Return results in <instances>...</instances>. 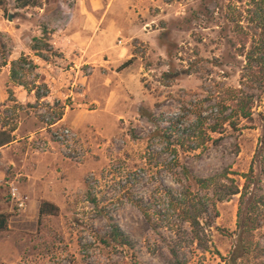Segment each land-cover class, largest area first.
<instances>
[{"label": "rangeland", "instance_id": "obj_1", "mask_svg": "<svg viewBox=\"0 0 264 264\" xmlns=\"http://www.w3.org/2000/svg\"><path fill=\"white\" fill-rule=\"evenodd\" d=\"M2 1L0 66L27 56L36 68L22 70L20 83L41 95L45 85L48 95L23 104L11 96L0 108V128L16 130L22 159L0 166V214L9 217L0 264H177L170 250L180 263L224 264L240 207L254 223L252 254L238 264H264V0ZM44 31L47 62L31 50ZM12 84L2 81L0 94ZM229 88L253 98L252 120L209 133ZM62 129L76 141L57 140ZM177 162L216 182L206 193L215 210L198 227L155 200L180 190ZM230 186L240 194L216 202ZM43 201L59 214L39 227ZM109 224L133 248L89 246Z\"/></svg>", "mask_w": 264, "mask_h": 264}, {"label": "trees", "instance_id": "obj_2", "mask_svg": "<svg viewBox=\"0 0 264 264\" xmlns=\"http://www.w3.org/2000/svg\"><path fill=\"white\" fill-rule=\"evenodd\" d=\"M0 8L5 11V4L2 0H0ZM46 32H43V37L41 39H34L33 45L31 46V50L36 53V56L47 62L48 60L44 58L43 52H50L52 50L49 41L45 38ZM170 57V51L168 54V58ZM132 60H129L122 64L119 70H124L128 68L132 64ZM264 66V62L261 63ZM26 67H33V62L27 57L21 56L18 60L11 63L10 69V80L16 86L24 85L20 83V73ZM25 88V87H24ZM46 88V93L41 95L39 92V88L36 89L35 97L37 100L47 97L48 90ZM11 96V91L8 92ZM252 101L253 98L249 95L243 93L240 89L229 88L226 91V96L222 100H220L217 104L216 109V118L214 119L213 124H210L208 127V132L212 134H223L227 129V127L231 129H236L237 126L235 124V120L243 119L246 121L252 120ZM201 120V118H200ZM176 129L178 128V124L175 125ZM13 130L4 131L3 128H0V147L10 144L15 139L11 135ZM191 133V131H189ZM158 133L155 132V136ZM161 138L165 139L166 135H158ZM189 137H196V131L194 128V133ZM177 167L180 168L179 175L176 176L175 183L180 188L179 191L175 190H167L164 189L161 191L160 199L156 201L160 202L161 200L167 201L168 205L172 208L174 212H178V218H180L183 222H190L191 226L198 227L200 225L199 220L204 215L206 217H210L215 210V202L212 198L206 194L211 187L216 185V182L213 178L201 179L192 175L189 170L180 165L177 162ZM247 182V181H246ZM197 188L203 192L204 195L194 194L192 189ZM226 190H220V195H216V202H222L224 199L236 196L240 194L238 187L230 186L228 188L225 187ZM241 203L244 202L245 194L241 193ZM215 197V195H214ZM243 209L240 207L238 212V233L235 245L233 250L229 253L227 258H223L224 264H238L244 260H247L251 256V243H247V237L252 230L250 228L251 224L254 221L247 219L243 215ZM59 214V208L52 203L43 201L40 203L38 210V226H41V223L45 217L48 216H57ZM144 214L148 220V223L153 226L154 232H159V229L163 228V225L158 226V220L155 222V217L150 218L149 213L144 210ZM216 214V213H215ZM8 216L5 214H0V231H6ZM157 219V218H156ZM248 224V225H247ZM251 229V230H250ZM109 233L108 235H93V243H90L89 246H96L99 249H124V248H133L132 243L128 236H126L118 226L109 224ZM87 249V248H86ZM178 252L175 250L169 251V259L172 262L177 264H186L185 262L180 263L178 261Z\"/></svg>", "mask_w": 264, "mask_h": 264}, {"label": "crops", "instance_id": "obj_3", "mask_svg": "<svg viewBox=\"0 0 264 264\" xmlns=\"http://www.w3.org/2000/svg\"><path fill=\"white\" fill-rule=\"evenodd\" d=\"M123 55H125V53H123ZM68 59H70V57H68V55L66 54L64 61H66ZM14 61H16V60H14ZM14 61L7 62L6 64L0 66V85H2V81L7 83L10 80L11 63L14 62ZM74 62L77 63V61H75V60H74ZM38 66L41 67L42 64L38 63ZM41 72L49 75V72H47L46 70L42 69V67H41ZM67 75L68 74H64L63 76L66 77ZM12 87H13V90L8 88L7 91L3 90L2 94H0V108H2V106L5 104V102L8 101V98H10L11 96H15L16 100L19 103H21V104H23V101L28 100V98L31 100V97H30V96H32L31 94L34 95V98H35L36 101H39L35 97V91L34 90L30 91V90L25 89L22 86H16L14 84H12ZM9 91H11V96L8 93ZM42 99H40V100H42ZM2 128H3L4 131H11V130H6L4 127H2ZM12 130L13 131H12L11 135L15 139V136H16L15 134H17V133H16L15 129H12ZM18 151L19 150H18V141H17V139H15L10 144H7L5 146L0 147V166H13V167L16 168V166H17L16 160H18V159L22 160L21 157H20V153ZM0 171H2V170L0 169ZM16 173L18 174L19 172L16 171ZM38 210H39V208H38ZM37 216H38V213H37Z\"/></svg>", "mask_w": 264, "mask_h": 264}, {"label": "built area", "instance_id": "obj_4", "mask_svg": "<svg viewBox=\"0 0 264 264\" xmlns=\"http://www.w3.org/2000/svg\"><path fill=\"white\" fill-rule=\"evenodd\" d=\"M57 140L68 142H74L76 141V135L72 133L68 129H62L55 135ZM11 196L13 198V201L16 202L18 208L23 209L25 206L24 200L19 197V194L17 193V189H12Z\"/></svg>", "mask_w": 264, "mask_h": 264}, {"label": "water", "instance_id": "obj_5", "mask_svg": "<svg viewBox=\"0 0 264 264\" xmlns=\"http://www.w3.org/2000/svg\"><path fill=\"white\" fill-rule=\"evenodd\" d=\"M8 21H11V17L10 16H8Z\"/></svg>", "mask_w": 264, "mask_h": 264}]
</instances>
